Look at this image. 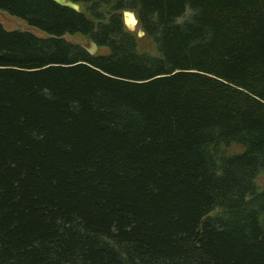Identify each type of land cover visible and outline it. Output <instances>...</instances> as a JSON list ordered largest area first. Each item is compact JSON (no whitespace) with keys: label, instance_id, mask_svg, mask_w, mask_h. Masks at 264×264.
I'll list each match as a JSON object with an SVG mask.
<instances>
[{"label":"trees","instance_id":"trees-1","mask_svg":"<svg viewBox=\"0 0 264 264\" xmlns=\"http://www.w3.org/2000/svg\"><path fill=\"white\" fill-rule=\"evenodd\" d=\"M76 1L0 0V264H264V0Z\"/></svg>","mask_w":264,"mask_h":264},{"label":"rangeland","instance_id":"rangeland-1","mask_svg":"<svg viewBox=\"0 0 264 264\" xmlns=\"http://www.w3.org/2000/svg\"><path fill=\"white\" fill-rule=\"evenodd\" d=\"M0 21L3 22V24L8 28H15V27L31 28L35 32L42 34L41 31L37 30L34 27H31L24 18L19 17L17 15H13V14H11V13H9L6 10H3L1 8H0ZM139 28H141V27L139 26V22H138V25L136 26V28H133V30L138 31ZM66 36L68 38H70L72 40H76V41H82V42L89 41L88 38L84 37L81 34H73V35L67 34ZM138 41H139V45H140L141 49H148V50H152V51L155 50L154 41L147 33L139 35ZM96 51H102V52L107 51V48L98 46ZM234 148L239 149V148H241V146L240 145H234L231 149H234ZM257 182H258L259 186L264 187V172L261 173L257 177Z\"/></svg>","mask_w":264,"mask_h":264},{"label":"water","instance_id":"water-1","mask_svg":"<svg viewBox=\"0 0 264 264\" xmlns=\"http://www.w3.org/2000/svg\"><path fill=\"white\" fill-rule=\"evenodd\" d=\"M54 1H56L62 5L69 6L70 8H72L76 11L82 10V4L76 0H54ZM123 15H124V20H125L126 25L131 29L136 28V26L138 25V22H139V18H138L136 11L134 9H127L126 8L123 11ZM144 33H145V31L142 28L138 29L139 35H142ZM83 44L87 47V49L91 53H95L97 48H98V44L94 40H89L87 42H83Z\"/></svg>","mask_w":264,"mask_h":264}]
</instances>
